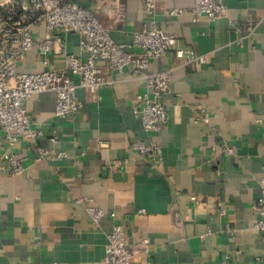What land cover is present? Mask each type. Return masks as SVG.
<instances>
[{
	"label": "crops",
	"instance_id": "crops-1",
	"mask_svg": "<svg viewBox=\"0 0 264 264\" xmlns=\"http://www.w3.org/2000/svg\"><path fill=\"white\" fill-rule=\"evenodd\" d=\"M70 1L90 8L117 42L155 18L205 59L170 51L149 62L148 73L170 70L168 120L158 132L134 112L146 86L129 66L105 67L114 82L94 93L78 87L81 107L63 117L53 91L26 100L42 133L9 148L0 131V150L15 152L24 167L12 174L0 156V264H105L117 223L132 264H264V235L253 227L264 178V0H225L227 14L214 20L166 12L193 0H157L153 17L141 0H118L123 22L112 14L115 0ZM67 50L80 53L78 34L68 33ZM49 66L62 68L63 57ZM43 68L35 49L19 63L25 72ZM134 141L158 142L161 162L132 149ZM38 145L65 154L39 159ZM89 206L102 209L99 222Z\"/></svg>",
	"mask_w": 264,
	"mask_h": 264
},
{
	"label": "built area",
	"instance_id": "built-area-1",
	"mask_svg": "<svg viewBox=\"0 0 264 264\" xmlns=\"http://www.w3.org/2000/svg\"><path fill=\"white\" fill-rule=\"evenodd\" d=\"M145 12L154 16L157 0H141ZM190 11L195 17L205 15L209 20L227 14L225 0H193L190 8L171 7L168 14L180 15ZM112 14L115 20L126 19L125 7L114 1ZM42 28V32L39 29ZM79 36L78 55L67 50V35ZM35 49L44 68L25 72L19 63ZM177 56L204 60V55L178 45L173 34L164 31L156 19L132 34L130 42L120 43L113 39L109 29L92 13L90 8L70 0H0V131L9 148L20 138L34 139L42 132L32 128L33 118L26 108V100L34 93H55V115L63 117L81 107L76 90L83 87L90 93L114 80L103 73L122 71L131 67L135 76L144 78L146 89L137 94L134 112L142 120L146 131L158 132L168 120V106L164 96L169 93L170 70L146 72L149 62L168 52ZM52 56H62V68L50 67ZM77 77V80L73 79ZM208 120L205 112L198 115ZM56 141V137H52ZM132 149L152 156L161 162V147L158 142L144 144L134 141ZM228 154L232 148L221 145ZM37 158H59L65 152H56L44 146L33 147ZM0 156L10 163L12 174H19L24 167L20 158L10 150H0ZM260 198L254 207L259 213L253 227L264 235V178L258 181ZM195 199V196H191ZM95 222L103 216L102 209L89 206ZM142 211V210H140ZM144 242H147L145 239ZM133 251L127 247V236L120 224H114L105 246V264H132Z\"/></svg>",
	"mask_w": 264,
	"mask_h": 264
}]
</instances>
